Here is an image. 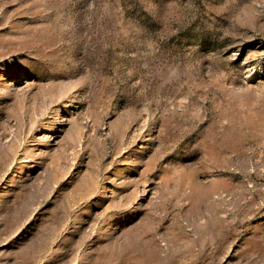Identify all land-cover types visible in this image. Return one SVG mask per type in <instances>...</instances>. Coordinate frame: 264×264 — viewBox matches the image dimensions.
<instances>
[{"label": "rangeland", "instance_id": "374dc122", "mask_svg": "<svg viewBox=\"0 0 264 264\" xmlns=\"http://www.w3.org/2000/svg\"><path fill=\"white\" fill-rule=\"evenodd\" d=\"M0 264H264V0H0Z\"/></svg>", "mask_w": 264, "mask_h": 264}]
</instances>
